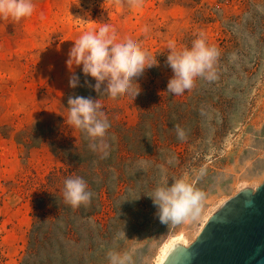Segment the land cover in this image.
<instances>
[{"label":"rangeland","instance_id":"374dc122","mask_svg":"<svg viewBox=\"0 0 264 264\" xmlns=\"http://www.w3.org/2000/svg\"><path fill=\"white\" fill-rule=\"evenodd\" d=\"M33 3L30 17H0V264H109L110 251L130 252L132 264H156L170 238L189 247L225 201L264 183V0ZM101 23L137 36L159 61L136 78L134 99L100 96L84 83L95 80L82 66L73 65L80 86H69L74 40ZM201 32L219 50L217 79L197 78L191 90L169 93L165 45L191 47ZM70 96L103 104L110 121L104 148L67 124ZM162 169L169 184L204 170L197 187L207 200L197 221L159 222L148 194ZM75 177L92 192L77 208L63 197L65 180Z\"/></svg>","mask_w":264,"mask_h":264},{"label":"clouds","instance_id":"9594fccd","mask_svg":"<svg viewBox=\"0 0 264 264\" xmlns=\"http://www.w3.org/2000/svg\"><path fill=\"white\" fill-rule=\"evenodd\" d=\"M34 10L33 0H0V17L13 21L32 16ZM165 47L170 49L167 63L173 70V76L167 84L169 93L181 95L191 90L197 78L207 81L217 79L216 61L220 53L215 45L208 42L203 32L192 41L191 47L178 49L172 40ZM68 57L66 64L73 73L69 79L70 87L80 86V78L75 74L73 65L82 66V73L95 80L94 85L89 84L88 80L84 83L99 92L100 96L106 95L113 99L120 94H127L134 99L141 90L136 78L146 68L159 64L156 55L145 49L137 36L120 35L109 23H101L97 29L81 34L74 40ZM102 84L106 85L103 91ZM103 107L99 99L93 100L91 97L70 96L68 99L67 124L87 133L90 138L99 139L101 148L105 147L103 140L110 124ZM176 133L178 138L185 139L184 129L177 126ZM140 164L145 167L147 162L141 161ZM203 174V169L193 174L186 172L173 177V182L169 184L162 169L161 182L148 194L157 208L161 224L171 227L195 222L200 218L207 200V193L197 187L199 177ZM139 196L132 199H138ZM63 197L66 204L77 208L90 202L92 192L82 177L69 178L64 182ZM122 235L126 236L125 232ZM107 256L109 264H132V256L128 251H110Z\"/></svg>","mask_w":264,"mask_h":264},{"label":"water","instance_id":"95a60500","mask_svg":"<svg viewBox=\"0 0 264 264\" xmlns=\"http://www.w3.org/2000/svg\"><path fill=\"white\" fill-rule=\"evenodd\" d=\"M160 264H264V183L225 201L188 248L175 243Z\"/></svg>","mask_w":264,"mask_h":264},{"label":"bare ground","instance_id":"6f19581e","mask_svg":"<svg viewBox=\"0 0 264 264\" xmlns=\"http://www.w3.org/2000/svg\"><path fill=\"white\" fill-rule=\"evenodd\" d=\"M178 243L181 246L188 248L187 246L189 245L187 241H185V239L183 237H172L170 238L168 241L165 242V244H163V246L161 247L160 252L157 256V260H156V264H160L163 257L165 256V254L169 251V249L175 244Z\"/></svg>","mask_w":264,"mask_h":264}]
</instances>
